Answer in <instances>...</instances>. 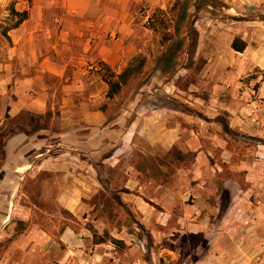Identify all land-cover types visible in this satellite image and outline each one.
I'll use <instances>...</instances> for the list:
<instances>
[{"label": "rangeland", "instance_id": "1", "mask_svg": "<svg viewBox=\"0 0 264 264\" xmlns=\"http://www.w3.org/2000/svg\"><path fill=\"white\" fill-rule=\"evenodd\" d=\"M14 1L0 2V18L13 16L8 25L18 19ZM185 5L189 17L178 33ZM197 5L128 0L72 16L60 8L59 17L82 25L72 28V49L88 57L72 60L82 68L75 74L72 66V97L95 101L112 124L84 155L95 182L75 213L58 200L64 172L18 181L10 208L16 218L0 222V264H264V12L225 0ZM240 36L262 57L235 51ZM176 39L184 44L176 66L167 67ZM136 59H144L143 68L108 98L105 78L115 80ZM134 103L168 113L170 149L144 138L124 147L122 131L135 115L123 111ZM52 115L17 119L28 133H58ZM15 132L0 129V163L5 136ZM42 140L50 154L63 149L53 134Z\"/></svg>", "mask_w": 264, "mask_h": 264}, {"label": "crops", "instance_id": "2", "mask_svg": "<svg viewBox=\"0 0 264 264\" xmlns=\"http://www.w3.org/2000/svg\"><path fill=\"white\" fill-rule=\"evenodd\" d=\"M127 1L15 0L14 10L27 12L28 18L19 27L7 30L6 35L3 31L11 26L7 22L11 21L13 16L0 18V28L3 24V31L0 32V129L10 125L17 131L6 139L5 158L0 163V172L4 173V177L0 178V222L7 224L9 220L16 218L10 208L14 193L19 188L18 181L27 175L35 178L45 172L56 176L64 172L66 186L64 192L59 194L58 200L60 202L61 199L72 213L79 209L82 192L86 194L88 191L92 194L96 171L93 164L84 159V155L87 157V153H93V149L99 147H93V143L102 144L112 121L107 124L106 113L93 105L95 101L76 102L72 97V93L78 88L76 80H72V66L75 74L82 71L78 64L72 65V60L85 61L88 57L82 51L72 49V28L76 24L78 27L82 25L72 21L70 16L59 17V11L64 7V13L72 16L94 9L100 10L101 6L107 4L124 6ZM225 1L249 6L251 12H264V0ZM254 8L257 10H253ZM239 38L247 44L245 53L261 56V51H255L248 38ZM76 39L77 37V43H82L81 39ZM138 104H133L135 107L131 112L123 111L124 116L135 115L130 126L122 131L124 147L129 148L137 139L144 138L153 146L170 149L175 133L168 113L158 112L154 108L146 109L142 104ZM50 112L53 113L52 120L57 118L60 124L58 133H52L42 127L28 133L23 122L19 123L17 119L22 114L41 116ZM115 124H121L122 127L121 122ZM49 133L60 138L63 144V149L55 155L43 148L45 142L42 139L44 134ZM66 138L68 140H65ZM82 139L85 141L84 145L79 144ZM66 141H73L75 146L68 148Z\"/></svg>", "mask_w": 264, "mask_h": 264}, {"label": "trees", "instance_id": "3", "mask_svg": "<svg viewBox=\"0 0 264 264\" xmlns=\"http://www.w3.org/2000/svg\"><path fill=\"white\" fill-rule=\"evenodd\" d=\"M219 3H220V0H198L197 8L199 9L204 5L216 7L219 5ZM12 15L17 16L18 19L10 27H8L6 30L3 31L4 35H6L7 30L15 29L19 27L20 24H22L28 18L27 12L20 13V12L13 10ZM188 17H189V6L185 5L182 12L180 13V18L176 26V30L178 31V33L182 31L183 25L185 24ZM183 44L184 43L182 40L176 39L175 47L170 49V53L166 60L167 67L176 66L178 61L174 58V56L176 52H178L182 48ZM245 48H246V44L244 42L238 41V40L234 41L233 49L235 51L243 52ZM144 64H145L144 59H136V63H133L130 66H128L120 75L117 76L115 80L113 79L114 74H111V78L106 77L105 81L109 85V91H108L107 97L114 98L120 92L122 86L126 84L134 74H136L137 72H140ZM9 136L10 134L8 136H5V138H8ZM1 137H3V135H1L0 138ZM0 146H3L2 142H0Z\"/></svg>", "mask_w": 264, "mask_h": 264}]
</instances>
